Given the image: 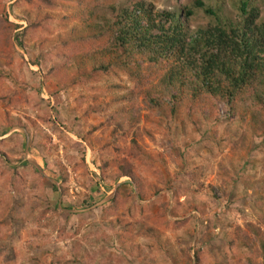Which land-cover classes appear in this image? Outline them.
<instances>
[{
	"label": "trees",
	"instance_id": "1",
	"mask_svg": "<svg viewBox=\"0 0 264 264\" xmlns=\"http://www.w3.org/2000/svg\"><path fill=\"white\" fill-rule=\"evenodd\" d=\"M3 1L0 0V4ZM158 1L165 9H156L150 0H109L101 4V15L97 14L96 8H93L95 12H87V29L80 31L70 27L64 34H56L54 42L51 39L47 43L48 39L41 37L37 43L32 42L38 31L48 32V23L55 20L44 9L55 10L61 5L60 2H64L68 7L73 3L77 4L78 9L83 12L86 7L83 0H12L11 8L21 10L20 19L25 22V26L10 22L8 16L0 11V56L4 60L12 61L13 54L20 57L17 48L22 51L34 50L36 58L33 64L40 71L41 85L52 81L58 94L67 92L71 86L91 90L90 97L82 93L76 99L79 104L75 111L81 109L82 103L87 104L83 119L92 113L106 112L109 106H113L111 113L99 124L102 130L110 129L108 139L113 140H107V147L120 141L125 143V148L127 136L131 137L128 148L125 149L130 160L119 158L124 150L115 143L117 158L111 161L114 162L116 172L109 175L107 169L113 165L102 161L99 166L100 174H95V177L97 184L106 191H110L112 185L117 184L120 179L126 178L132 191L121 197L119 186L109 201L96 208L99 210L97 217H94L97 222L92 221L84 226V213L80 215L82 220L78 221L72 233L67 232L65 227L57 231L58 242L64 244L66 241L70 244L86 228L87 233L81 236V241L91 243L89 249L78 240L71 243L69 250H73L75 254L67 263L94 264L95 257L101 252L103 264H145L139 255L142 246L138 243L126 246L122 239L133 240L132 232L134 235L150 236L154 239L145 246L149 252L162 251L167 255L171 253L170 244L167 240L158 238L154 227L148 226L143 219L133 220L137 211L143 213V208L137 209L135 205L149 201L161 191L157 184H148L144 176L134 171L136 162L143 164L146 169L153 168V164L147 162V159L153 160L152 157L146 156L139 142L144 140V131L150 140H153V136L147 130L139 129L138 103L148 110L158 111L164 121H171L175 126L183 125L188 133L195 126L196 119L205 112L216 113L222 106L226 119H229L236 117L241 107L248 102L256 107L257 112L247 123L249 134L241 131V149H246L245 138L254 137L260 131L264 134V120L261 124L257 120L260 115L264 118V16L260 8V4L264 5V0ZM108 2L109 6H106ZM35 4L38 7H25ZM82 16L81 12L75 15L80 19ZM68 18L65 16L62 19L68 21ZM64 50L75 52L69 55L71 61H74L72 70H64L54 63ZM69 71L71 75L68 77ZM119 76L125 78L128 88H121L120 84L114 85ZM110 80L114 81L113 85L108 83ZM100 83H104V88ZM124 90L125 94L115 96V92ZM109 93L115 97L107 101ZM48 115L46 113L44 117ZM31 123L34 124L32 121ZM11 124L12 127H25L20 120H14ZM94 129L97 132L99 128ZM91 135L90 131L86 137H81V143L89 141L96 148V143L103 138H98L97 141ZM262 137L264 139V135ZM232 147L234 150L237 143L233 142ZM81 162L85 165L84 159ZM46 174L54 180L58 178L53 167L47 168ZM176 179L177 176H174L173 179L161 181L165 188L174 191L173 203L169 198L159 196L146 203L150 205L148 210L156 204L159 207L152 222L163 231L172 228L189 235L188 219L193 218L195 222L196 217L192 215L172 223L166 218L170 204H175L173 208L179 207L187 198V213L194 210L199 215L202 231L198 237L201 238L207 228L215 225L214 221L212 224L204 220L208 213L205 199L199 200L200 205H190L193 201L192 195L200 198L197 194L203 193L204 187L199 185L191 192L182 190V186L173 189L172 183ZM244 184V191L253 189L249 177L244 178ZM52 188L54 191L58 190L54 186ZM61 191L64 193L63 189ZM134 194L137 202L134 198V201L131 199ZM212 197L216 200L217 207L220 206L219 199ZM221 202L225 203V200L221 198ZM93 205V202L81 201L76 208L88 210ZM56 210L57 204H54L45 208L41 214L49 213L50 219L58 215ZM150 214L149 212L148 215ZM94 223H98L97 229ZM104 224L107 225V230ZM223 226V242L227 253L239 250V244L241 251L245 253L246 248L251 250L249 244L255 241L257 247L253 248V254L264 258V219L261 215L256 221H245L242 225L224 222ZM107 231L111 233L108 234ZM90 236H95V239L88 240ZM207 253L200 247L194 249L193 264H205ZM178 256L173 253L172 257L176 258L173 264H180ZM15 258L12 249L4 251L0 247V264H10ZM246 260L247 264H255L248 255ZM57 262L60 263V259Z\"/></svg>",
	"mask_w": 264,
	"mask_h": 264
},
{
	"label": "rangeland",
	"instance_id": "2",
	"mask_svg": "<svg viewBox=\"0 0 264 264\" xmlns=\"http://www.w3.org/2000/svg\"><path fill=\"white\" fill-rule=\"evenodd\" d=\"M107 1L109 0H83L86 6L83 12L75 3L68 7L64 2H60L61 5L55 10L45 8L44 10L53 15L55 20L48 23V32L38 31L32 42L37 43L40 37L47 38L46 43L51 39L54 42L56 34H64L70 27L80 31L87 29V12L96 8L97 14L101 15V4ZM150 2L156 9H165L158 0H150ZM11 6L12 0H4L0 4V11L8 16L10 22L25 26V22L20 19L21 10ZM106 6H109V2ZM25 7L32 9L38 6L35 4ZM260 8L264 16V5L260 4ZM80 12L83 14L82 19L75 17ZM65 16L69 17L68 21L62 19ZM17 51L20 57L13 54L12 61L4 60L0 56L2 75L0 77V152L6 156L4 158L0 155V247L4 251L9 249L14 251L16 258L10 264H71L67 263L75 254L73 250L72 252L69 250L71 243L78 240L80 244L86 245V249L91 245L81 241V236L87 233L86 228L81 236L77 235V239L75 238L70 244L66 241L64 244L58 242L57 231L65 227L67 232L72 233L78 221L82 220L80 215L84 213L85 218L82 220L84 226L92 221L97 222L94 217H97L99 210L96 208L109 201L119 186L121 197L129 195L132 186L128 179H120L117 184L112 185L110 191H106L97 184L95 174H100L99 166L102 161L113 165L107 169L109 175L116 172L114 162L111 161L117 158L114 151L115 143L124 150L119 158L130 160L125 149L128 148L131 137L127 136L125 148L123 146L125 143L120 141L107 147V140H113L108 139L110 129L102 130L99 124L111 113L113 106H109L106 112L92 113L83 119L87 104H80L81 109L75 111L76 105L79 104L76 99L82 93L90 97L91 90L86 87L82 89L79 86H71L67 92L58 94L52 81L41 85L40 71L33 64L36 58L35 51H22L19 48ZM73 53L75 54L74 51L69 53L64 50L54 63L64 70L68 68L72 70L74 61H71L69 55ZM24 65L27 67H23ZM68 74L69 77L70 71ZM108 83L113 85L114 81L110 80ZM103 84L100 83V86L104 88ZM116 84H120L121 88L129 86L123 76L117 78L114 85ZM125 92L124 90L114 94L120 96ZM114 97L109 93L107 101ZM137 105L140 108L139 129L147 130L153 136V140H150L144 131L142 134L144 140L139 141L146 156L152 157L153 160L147 159V162L153 164V168L146 169L143 164L136 162L134 171L144 176L148 184H157L161 189L159 195L149 201L159 196L169 198L173 203L174 191L165 188L161 181L173 179L174 176H177V179L172 183L173 189L182 186V190L187 189L191 192L199 185H203V193L197 194L200 198L193 194L190 205H200L199 200L205 199L208 213L204 220L212 224L214 221L215 225L207 228L199 238L198 235L202 231L199 215L194 210L187 213L186 198L179 207L173 208L175 204H170L166 218L172 223L192 215L196 217L195 222L193 218L188 219L189 235L182 230L172 228L163 231L152 222L155 219L153 215L158 211V204L148 210L150 205L146 203L149 201L138 202L135 208H143V213L137 211L133 220L143 219L148 226L154 227L158 238L165 239L170 244L171 253L167 255L162 251L149 252L145 246L151 244L154 239L150 236L134 235L133 232V240L122 238L125 245L140 244L142 246L140 260L145 264H173L176 261V258L172 257L174 252L180 256V264H193V250L197 247L209 253L205 256V264H247V255L252 257L255 264H264V258L253 254L257 242L252 241L249 244L251 250L246 248L245 253L241 251V244L238 245L239 250L227 253L223 242L224 222L242 225L245 221H256L260 215L264 219V139L262 137L264 134L260 131L253 135L254 137L245 138L244 150L239 143L241 131L247 134L250 132L247 123L257 112L256 107L247 102L238 111L236 117L229 119H226L225 109L222 106L216 113L205 112L196 119L195 126L187 133L183 125L175 126L171 121L166 119L164 121L158 111L148 110L140 103ZM46 113L49 115L44 117ZM14 120H20L25 127H12L11 123ZM257 120L261 124L264 118L260 115ZM94 127L99 128L97 132ZM90 131L92 139L98 141V138H103L96 143V148L89 141L81 143V137H86ZM30 135H33L31 140L35 153L33 156L29 155L30 162L27 164L24 142ZM233 142L237 143L235 151L232 149ZM35 159L38 160L43 175L36 172L30 164H37ZM82 159L85 160V165L82 164ZM49 167L55 168L58 174L56 180L47 174L44 175ZM245 177H249L253 185V189L247 192L242 189L245 186ZM50 183L57 186L58 190L54 191ZM212 196L219 199L220 206L217 207L216 200H213ZM131 197L132 201L134 198L137 202L135 194ZM221 198L225 203L221 202ZM59 201L75 208L59 206L56 210L58 215L50 219L49 213L41 214L45 208ZM81 201H90L94 205L88 210L76 208ZM126 222L130 223L129 220ZM97 224L94 223L96 229ZM192 225L195 227H191ZM104 227L107 230L106 224ZM107 233L111 232L107 231ZM94 239L95 236L88 238L90 241ZM100 255L101 252L95 257L94 264H103ZM57 259H60V263Z\"/></svg>",
	"mask_w": 264,
	"mask_h": 264
},
{
	"label": "crops",
	"instance_id": "3",
	"mask_svg": "<svg viewBox=\"0 0 264 264\" xmlns=\"http://www.w3.org/2000/svg\"><path fill=\"white\" fill-rule=\"evenodd\" d=\"M32 137H33V135H30V137H26V139H25V142H24V148H25V150H26V152H25V154H26V158H25V163H27V164H29V155H32L33 156V154L35 153L34 151V148H33V140H31L32 139ZM32 150H33V152H32ZM34 159V158H33ZM36 159H38V158H36ZM34 160V161H36L35 163H37V164H34V163H30V164H32V167L35 169V171L36 172H38V173H40V174H42L43 175V173H41L40 171V166H39V164H38V160ZM17 165H18V163H16ZM14 166L12 165V169H14L13 168ZM45 174L44 175H46V172H44ZM49 179V178H48ZM50 181H51V179H49ZM50 184H52V183H50ZM52 186H54V187H56L57 188V186H55V185H53L52 184ZM61 201H59V202H57L56 204H57V208L59 209V206H61V207H64V206H66L67 208H71V205L70 204H64V203H60Z\"/></svg>",
	"mask_w": 264,
	"mask_h": 264
},
{
	"label": "bare ground",
	"instance_id": "4",
	"mask_svg": "<svg viewBox=\"0 0 264 264\" xmlns=\"http://www.w3.org/2000/svg\"><path fill=\"white\" fill-rule=\"evenodd\" d=\"M39 164V163H38Z\"/></svg>",
	"mask_w": 264,
	"mask_h": 264
}]
</instances>
